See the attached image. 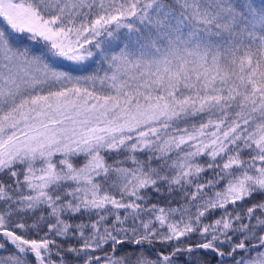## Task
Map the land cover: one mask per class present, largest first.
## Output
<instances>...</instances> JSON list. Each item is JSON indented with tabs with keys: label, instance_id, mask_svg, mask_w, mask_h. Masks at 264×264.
<instances>
[{
	"label": "snow or ice",
	"instance_id": "1",
	"mask_svg": "<svg viewBox=\"0 0 264 264\" xmlns=\"http://www.w3.org/2000/svg\"><path fill=\"white\" fill-rule=\"evenodd\" d=\"M0 264H264V0H0Z\"/></svg>",
	"mask_w": 264,
	"mask_h": 264
}]
</instances>
